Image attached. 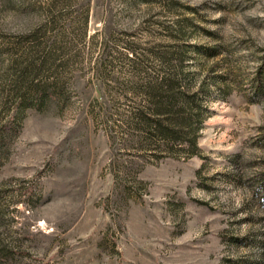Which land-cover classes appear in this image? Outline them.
<instances>
[{
  "label": "rangeland",
  "instance_id": "obj_1",
  "mask_svg": "<svg viewBox=\"0 0 264 264\" xmlns=\"http://www.w3.org/2000/svg\"><path fill=\"white\" fill-rule=\"evenodd\" d=\"M179 27L208 112L156 158L131 59ZM0 264H264V0H0Z\"/></svg>",
  "mask_w": 264,
  "mask_h": 264
},
{
  "label": "trees",
  "instance_id": "obj_2",
  "mask_svg": "<svg viewBox=\"0 0 264 264\" xmlns=\"http://www.w3.org/2000/svg\"><path fill=\"white\" fill-rule=\"evenodd\" d=\"M170 33L176 43L154 51L159 67L154 64L143 67L145 56L138 52L131 59L137 78L133 89L138 100L131 104L128 126L139 137L140 145L152 147L156 158L163 154L188 157L199 154L198 139L208 112L205 98L209 96L210 77L198 83V72L192 70L196 63L192 55L200 47L183 43L189 37L182 27ZM212 82L224 94L230 93L228 81Z\"/></svg>",
  "mask_w": 264,
  "mask_h": 264
}]
</instances>
